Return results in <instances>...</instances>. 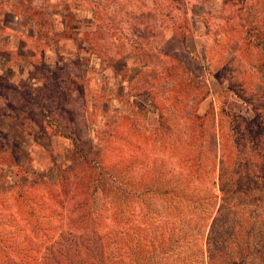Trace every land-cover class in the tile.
<instances>
[{
    "label": "rangeland",
    "instance_id": "obj_1",
    "mask_svg": "<svg viewBox=\"0 0 264 264\" xmlns=\"http://www.w3.org/2000/svg\"><path fill=\"white\" fill-rule=\"evenodd\" d=\"M258 122L264 0H0V163L81 170L79 154L94 162L80 176L103 172L63 208L40 188L0 197V247L54 264L74 234L77 264L100 234L107 264H264ZM113 189L127 213L95 223Z\"/></svg>",
    "mask_w": 264,
    "mask_h": 264
},
{
    "label": "trees",
    "instance_id": "obj_2",
    "mask_svg": "<svg viewBox=\"0 0 264 264\" xmlns=\"http://www.w3.org/2000/svg\"><path fill=\"white\" fill-rule=\"evenodd\" d=\"M179 37V36H178ZM182 43H184V39L179 37L178 38ZM41 113L44 114V109L41 110ZM48 116V115H47ZM256 119L254 120V122ZM256 126L258 128V132L264 133V128L263 125L258 122L256 123ZM10 162L8 163H0V197L1 198H22V201L27 200V196L25 194V191L27 189L31 190L33 188H40L41 193L39 196L36 195L35 197L41 202L43 206L48 205V203H53L55 201H59V207L63 208L66 207V200H61L62 197L65 198V195L67 194V188L70 186H73L75 182H77L74 186L76 188H84L87 186L89 182L96 181L97 183L101 180V176L103 172L95 173L93 176L94 178L88 177L87 173L84 174V176H80L84 172L86 168H93L89 165V161L87 157L84 155H77V158H74V163L76 165L84 164L83 168L81 170H76L74 165H69L66 169L63 170H55V169H48L47 171L40 173L29 166L26 167H21L18 164V159L15 157V154L12 153L11 156H9ZM93 161H90V164L94 165L92 163ZM72 171V172H71ZM75 172V173H74ZM68 173V174H67ZM72 174V176H70ZM77 180V181H75ZM91 184V183H90ZM93 184V183H92ZM90 186V185H89ZM97 187V186H96ZM58 188V189H57ZM99 189V188H98ZM118 189H113V200L111 197H109V200L106 201L108 204L107 207H102L99 208L96 213L94 214V217L98 215H102V213H106L109 209H113V219L118 220L119 217L123 216L125 213H127V210L123 211L122 206H124V201L119 202V193L120 191H117ZM107 192V194L112 195V192L110 189H105L102 191ZM69 192V191H68ZM15 195V197L13 196ZM46 196V198H44ZM62 196V197H61ZM28 199H30V195L28 196ZM43 199V200H40ZM126 205V204H125ZM88 206H92V204H88ZM86 208V205H84ZM120 215V216H119ZM96 220H92L95 223H97V218ZM119 221H116V223ZM97 233V230H95ZM99 234V232H98ZM68 235V234H67ZM7 237V235H4V239ZM65 238H62V235H59V240L53 243L50 247V254L54 253L57 249V254L58 256L54 255L50 259L54 261V264H75V261L73 260L75 253H77L78 249H75L76 247L84 246L85 249H88L86 247V243H84L85 239L82 238L81 236V241H79L80 237H77L76 235H72V237H69L70 239L66 240ZM65 240V241H63ZM75 240V241H74ZM90 240V239H89ZM89 240H86L89 242ZM71 242L72 244L68 245L66 244L67 242ZM1 244V243H0ZM98 245H99V250L98 255L96 254L97 252H94L96 254L95 259H87V262H80L77 264H107V257L105 253V248H106V239L104 238V235L101 236L100 234L98 235ZM245 247H249L248 242L244 243ZM7 253L10 254L12 258L16 259V251L11 252V249L6 246L4 243L0 247V264H15L13 262H10V257L7 255ZM89 254V253H88ZM217 253L210 252V257L213 259V257H216ZM7 256V258H6ZM243 255L240 251H235V252H230L228 251H223L222 253V258L224 260V264H237V260L242 259ZM6 258V261H5ZM14 259V260H15ZM230 259V260H228ZM48 264H51L48 262Z\"/></svg>",
    "mask_w": 264,
    "mask_h": 264
}]
</instances>
